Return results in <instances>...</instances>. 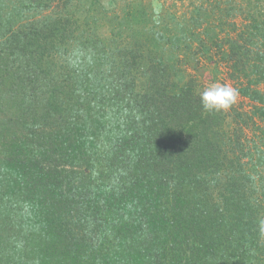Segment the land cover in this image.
Listing matches in <instances>:
<instances>
[{
  "label": "trees",
  "instance_id": "1",
  "mask_svg": "<svg viewBox=\"0 0 264 264\" xmlns=\"http://www.w3.org/2000/svg\"><path fill=\"white\" fill-rule=\"evenodd\" d=\"M181 2L0 0V264H264V0Z\"/></svg>",
  "mask_w": 264,
  "mask_h": 264
},
{
  "label": "rangeland",
  "instance_id": "2",
  "mask_svg": "<svg viewBox=\"0 0 264 264\" xmlns=\"http://www.w3.org/2000/svg\"><path fill=\"white\" fill-rule=\"evenodd\" d=\"M99 1L101 2L100 3L101 6H103L107 10H114V9L116 10V8H120L121 10H123L124 15L123 13H121L120 18L126 16L127 13L130 14L129 16L130 18L131 17L135 19H139L141 17L147 18V16H150L151 14L155 15V11H157L158 16L162 15L161 12L165 16L166 12L164 9L174 5L176 6L178 5V7L183 9V7H181L182 4L181 0H99ZM114 13L116 12L112 11L111 14ZM112 18L116 19L115 17L111 16L108 18L107 23H109L110 19ZM132 23L134 24V22ZM139 24H141V22ZM102 29L104 30V32L111 34L109 26H104ZM194 64L195 62L193 61V62H189L188 65L187 64L182 65L180 74L176 77L177 82H184L187 81L190 77H195L198 82V90L201 93L207 87L213 84H230L231 86H233L232 82L227 77L226 67L224 66V64L216 66L212 64L208 59L204 60L203 64H199V65H194ZM236 104L237 107L248 110L250 108L249 104L251 103H249L248 100L239 96ZM257 136H258L257 134H253L250 131L249 133L250 138H255L256 140H258ZM245 143L249 145L252 142L250 143L247 138L245 140Z\"/></svg>",
  "mask_w": 264,
  "mask_h": 264
},
{
  "label": "clouds",
  "instance_id": "3",
  "mask_svg": "<svg viewBox=\"0 0 264 264\" xmlns=\"http://www.w3.org/2000/svg\"><path fill=\"white\" fill-rule=\"evenodd\" d=\"M238 97L239 90L230 84H213L201 93L200 100L205 111L219 112L227 111Z\"/></svg>",
  "mask_w": 264,
  "mask_h": 264
}]
</instances>
